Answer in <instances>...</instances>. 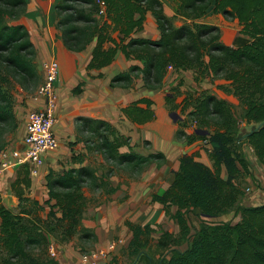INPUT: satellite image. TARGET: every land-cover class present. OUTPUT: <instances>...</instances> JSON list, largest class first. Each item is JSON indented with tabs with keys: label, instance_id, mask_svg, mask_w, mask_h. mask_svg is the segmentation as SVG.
Masks as SVG:
<instances>
[{
	"label": "trees",
	"instance_id": "obj_1",
	"mask_svg": "<svg viewBox=\"0 0 264 264\" xmlns=\"http://www.w3.org/2000/svg\"><path fill=\"white\" fill-rule=\"evenodd\" d=\"M178 3L175 17L192 22L201 19L213 4V13L238 21L240 35L247 37L248 42L236 48L226 46L220 40L219 29L206 24L175 27L163 14L159 0H59L54 8L56 29L64 47L71 52H83L94 45L88 70L109 66L117 52L128 61L140 63L116 76L113 86L129 88L140 76L147 89L156 90L162 86L169 69L189 71L196 82L210 79L227 83L222 90L238 100L241 120L250 127L249 132L239 134L232 108L207 91L187 95L182 100V112L191 109L186 119L191 118L195 130L187 134V124L179 122L175 138L188 145L205 142L212 167L197 161L194 155H184L168 190L152 196V202L162 205L166 213L172 207L177 208L172 220L179 227L178 236L187 244L185 251L172 250L170 257L158 264H264V204L239 208L240 220L235 224L202 223L194 234H190L185 219L189 209H198L200 215L216 219L238 205L242 197L238 180L248 170L244 144L264 171V0H178ZM25 4V0H0V128H7L2 134L12 132L16 126L10 81L14 78L15 88L25 93L29 86L36 88L39 83L29 33L24 26L15 24L25 12ZM148 12L159 31L156 41L133 37L143 30ZM181 86L182 81L173 93L179 94ZM151 106L150 100L141 99L122 109V113L131 123L143 126L154 119ZM76 126L78 135H87V151L99 153L112 169L105 178H99L94 169L83 165L65 169L58 175L49 173L47 199L43 203L29 197L28 167L18 169L17 179L11 184V192L18 200L17 214L2 204L0 194V264H58L49 256L50 241L69 242L79 233L86 207L84 190L103 188L111 195L115 189L106 180L114 174L113 170L128 169L130 174H141L149 164L163 161L160 154L147 157L134 152L121 154L120 148L128 146L129 141L107 122L81 118ZM198 130L208 134H198ZM3 147L0 144V151ZM73 159L79 157L72 155ZM222 173H226L224 178ZM45 207L49 211L43 218L40 213ZM126 227L133 234L129 255L134 258L141 255L139 261L147 259L143 248L150 239V227L130 223ZM81 233L82 239H93L92 233L86 230ZM171 238L172 234L164 233L154 245L158 250L166 249Z\"/></svg>",
	"mask_w": 264,
	"mask_h": 264
},
{
	"label": "crops",
	"instance_id": "obj_2",
	"mask_svg": "<svg viewBox=\"0 0 264 264\" xmlns=\"http://www.w3.org/2000/svg\"><path fill=\"white\" fill-rule=\"evenodd\" d=\"M58 1L25 0V12L15 23L24 26L29 33L30 42L35 51L36 70L42 82L44 65L48 63L58 65V76L54 87L57 94L55 108L57 121L53 131L59 146L54 153L44 158V164L35 177L30 176L29 173V197L40 203L47 199L46 178L49 173L58 175L65 169L78 168L82 165L91 166L89 161L84 159L85 157L75 154L77 150L79 152L81 150L80 153L88 152L85 146L82 147L81 142L76 146L69 147V144L75 142V138L79 137L75 125L78 119L107 122L120 136L129 140L128 146L120 148L121 154L134 152L143 157L160 154L163 156V163L158 165L151 163L146 167L147 169L142 173L144 180L141 179V181H148V183L140 184L137 180L132 179L130 174L119 175L114 172L106 181L110 188L115 189V192L107 195L105 201L98 207L83 215L80 231L86 230L92 233L93 239L88 241L91 250H103L114 242L115 238L119 241L116 256L112 258L111 255L110 261L104 264H141L139 261L141 255L137 258L129 255L133 234L126 227V223L140 227L149 226L150 228L158 225L160 228L156 231L157 233H152L153 238L154 236L159 238L164 233H170L173 237L178 236L179 227L172 220L177 208L172 207L169 213H166L162 205L152 202V196L162 195L168 190L174 180V173L179 169V161L183 155L195 154L197 161L212 167L208 154L210 149L205 142L196 141L188 145L175 138L176 121L181 119L178 115H185L186 118L190 112V109L182 112V100L187 95L202 93L207 87L201 81L196 82L191 72H177L173 69L168 70L162 86L156 90L147 89L140 76L129 88L113 86L112 81L116 76L126 73L130 66H139L140 63L128 61L121 52H117L109 66L101 70H88L87 66L91 60L94 45L79 53L71 52L64 47L56 29L54 8ZM159 2L163 8V14L167 18H172L173 12L169 13L162 1L159 0ZM174 26L178 27L180 24L176 23ZM133 37L152 41L159 39V31L150 12L145 16L143 30ZM243 40V44L248 42L244 37ZM181 81L182 86L178 88L179 94L173 93V89ZM225 84L227 85V83ZM37 91L28 95L19 89L16 95L17 105H15L14 113L19 125L17 131L18 149L22 148L28 115L35 110H42L46 106L45 98L40 96ZM36 96L38 98H35ZM167 98L170 102H167ZM221 98L225 99L223 96ZM141 99L152 102L151 110L154 113V119L143 126H137L123 115L122 109ZM174 111L179 113L178 115L175 113L178 116L177 120L170 117ZM192 131L193 128L185 130L187 134H192ZM72 155L79 159L71 160ZM147 176H150L149 180ZM16 179L17 171H9L1 182L12 184ZM122 180H126V184H122ZM159 180H161L160 183ZM162 180H164L163 183H161ZM9 194L13 202L11 207H17V198L11 191L7 193V195ZM146 196L149 201L142 200ZM235 217L233 224L240 220L239 215ZM50 244L58 254L56 258L58 264H82L80 260L82 248L72 241L61 243L52 239ZM186 248V243L176 247L173 245L168 248L167 253L172 250L183 252ZM169 256L166 255V258L163 256L161 259H168ZM147 259V264H152V258L149 255Z\"/></svg>",
	"mask_w": 264,
	"mask_h": 264
},
{
	"label": "rangeland",
	"instance_id": "obj_3",
	"mask_svg": "<svg viewBox=\"0 0 264 264\" xmlns=\"http://www.w3.org/2000/svg\"><path fill=\"white\" fill-rule=\"evenodd\" d=\"M161 1L167 7L169 13L173 12V17L169 18V19H171L173 25L176 23L178 25L180 24V26H183L185 24L192 25L193 23H200V24H206V25L214 26V27H217L219 29L220 40L226 46H230V47L232 46V47L236 48V47L243 45L244 40H243V36L240 35L241 26L239 25L238 21L235 18H232L229 16L213 13V6H214L213 4H210L209 8L206 11V14L201 19H198L197 21L192 22V21L184 20L183 18H180V17H175V11L179 6L178 0H161ZM180 26H178V27H180ZM244 38L247 41L249 40L247 37H244ZM15 82H16V80L14 78L10 81V88L12 91V112H13V115L15 118L16 126L12 132H8V133L4 132L3 134H2V131L4 129L6 130L7 128L3 127V126L0 128V144L3 143V146H4L3 149L0 151V153L5 152L7 155H10L11 153H13L15 150L18 149L17 145L19 142V139L17 138L18 137L17 131H18L19 125H18L17 119L15 117V113H14L15 105H17L16 95H17V92L19 91V89L15 88V86H16ZM201 83L205 87H207V89L203 90V92L207 91L209 94L214 96L217 100H222V98H221L222 96L225 97V99L223 101H225L232 108V113L234 114V117L237 121L239 134L246 135L249 132L250 127H247L246 124L244 122H242V120H241L242 107L240 106L238 100L235 97H233L231 94H227V93L223 92L222 87L226 86V84L221 80H210V79H204L201 81ZM41 84H42V80H41V77H39V83L36 86V88L33 86H29L27 89L28 90L27 94L32 95L33 93H35ZM191 95L197 96V94H191ZM176 109H177V107H176ZM190 111H191V109H190ZM175 113L177 115L179 114L177 111H174L171 113L170 117L172 119L174 118V120H177L178 116L181 118L179 121L178 120L176 121L177 128L179 127V122L185 121V123L187 124V129L193 128V131H192V133H193L195 130V125H193V123H191V118H189V120H190L189 121L188 119L185 118V115H183V116L178 115L177 116ZM76 124H77V121L75 122V125ZM76 128L78 131L79 128L77 126H76ZM203 131L205 132V135L208 134L207 131H205V130H203ZM79 135H80V137H78L77 139L75 138V142L70 143L69 147L76 146L80 142L83 144L82 147H84V146L86 147L85 138L87 137V135H84V134L83 135L79 134ZM80 152H81V150H80ZM80 152L77 150L75 152V154L78 156L82 155L81 157H85L84 159H87V161H89V163L91 165L88 167L94 169L99 178H105L107 175V171L112 169L111 164H108L104 160H102L103 158H101V155L99 153L98 154H97V152L83 153L84 151H82V153H80ZM243 153H244L245 157L248 158L247 159L248 160V170L246 172H244V174L238 180V185H239L240 190L242 192V197L240 198L238 205L233 210H231L230 213L226 214L223 218L219 217L216 219H208V218L200 215L199 214L200 212L198 209H189L187 212H185V219H186L187 225L189 227L190 234H194V232L199 229V227L202 223H208V224L229 223V224H233V222L235 221L234 218H236L235 216H237L239 214L238 213L239 208L259 207V206H262L264 204V171H263V167L255 160L253 152L245 144L243 145ZM192 155L195 156V154H192ZM192 155H188V156H192ZM158 164H161V163L158 162L157 165ZM20 168H18V169H20ZM18 169H13V170L11 169L9 171H17ZM146 169L147 168H145L143 170V172ZM9 171L7 170V171L0 172V194H1L2 204L7 209H10L11 212L17 214L19 212L18 207H11V205H13V202H12V199L10 197V194L7 195V193L11 191V184L9 182H7V183L1 182V180L4 179V176L7 175ZM114 172L119 174V175L120 174H126V173H127V175L130 174V171H128V169L127 170L115 169V170H113V173ZM142 173L141 174H135V173L132 174L131 173L130 176L132 177V179H135V181L137 180L140 184H142L143 182L148 183V181H143V182L141 181V179L144 180V178H143L144 175L142 176ZM134 175H136V176H134ZM225 175H226V173H222L223 178L225 177ZM30 176H32V175H30ZM35 176H32V177H35ZM147 177L149 180L150 176H147ZM125 181L122 180L121 183L126 184ZM160 181L161 180H159V183H160ZM163 182H164V180H162L161 183H163ZM84 196L86 198V207H85L83 215L87 214L89 211H92V209H95V207H98L101 203H103L105 201L106 196H107V190L103 189V188H100L98 190L86 189V190H84ZM144 199H145V201H149L147 196L145 198H143L142 200H144ZM147 204H144V205H147ZM16 206H18V200H17ZM48 211H49V208L45 207L44 211L42 213H40V215L43 218H45ZM239 216H240V214H239ZM81 222L82 221H80V225H79V233L71 241H72V243L76 244L78 247H81L82 253H84L85 251H89L92 248L90 247V245L88 244L89 242L86 239L81 238V236H82V233L80 231ZM159 228L160 227L158 225H155L154 228H150L152 231L150 236H149L150 239L148 241V244L143 248V250H145V252L149 255V257L152 258L151 259L152 264H158V261H160L161 258H163V256H164V258H166V255L169 256V253H167L168 248L173 247V245H174V247H176L178 245L180 246L183 243H185V239L181 238L180 236H176V237L172 236V238H171L172 242H171L170 247H168L166 249L158 250V248H156V245H154L155 240H153V239L155 238V239H157L156 241H158L160 239V237L157 238L154 236V238H153L151 235H152V233H157L156 231H158ZM71 241H69V242H71ZM111 244L113 245L114 249L112 251H109L108 246ZM111 244H109L105 249L102 250V252L104 251V253L106 254V256H105L106 258H103L102 263L107 261V260L106 261H104V260L107 259V255L109 253H110L109 257L111 255H112V258H114V256H116L115 253L118 250L119 241H117V239L115 238L114 242H112ZM51 252H53V255L51 254ZM48 253H49V256L51 258L56 260L58 254H56V252H55L54 248L51 246V244L49 245ZM111 262H112V260H111ZM147 263H148L147 259H143V261H141V264H147Z\"/></svg>",
	"mask_w": 264,
	"mask_h": 264
},
{
	"label": "built area",
	"instance_id": "obj_4",
	"mask_svg": "<svg viewBox=\"0 0 264 264\" xmlns=\"http://www.w3.org/2000/svg\"><path fill=\"white\" fill-rule=\"evenodd\" d=\"M43 70L44 79L37 92L45 98L46 106L28 115L22 148L10 155L5 152L0 153V172L27 166L30 175L35 176L43 166L44 158L58 149L59 144L53 131L57 121L55 117L57 94L54 87L58 76V65L48 63L44 65ZM108 249L112 251L113 245H109ZM51 254L53 255V252ZM109 254L104 260L107 261L102 263L103 258H106L104 251L89 250L81 254L80 260L82 264H104L110 261Z\"/></svg>",
	"mask_w": 264,
	"mask_h": 264
},
{
	"label": "water",
	"instance_id": "obj_5",
	"mask_svg": "<svg viewBox=\"0 0 264 264\" xmlns=\"http://www.w3.org/2000/svg\"><path fill=\"white\" fill-rule=\"evenodd\" d=\"M199 134L205 135V132L203 130H198L197 131Z\"/></svg>",
	"mask_w": 264,
	"mask_h": 264
}]
</instances>
